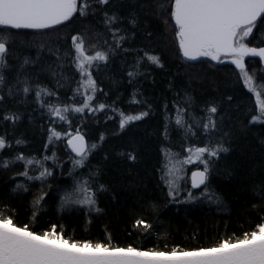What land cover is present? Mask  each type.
Listing matches in <instances>:
<instances>
[{"label": "trees", "instance_id": "16d2710c", "mask_svg": "<svg viewBox=\"0 0 264 264\" xmlns=\"http://www.w3.org/2000/svg\"><path fill=\"white\" fill-rule=\"evenodd\" d=\"M171 3L109 0L101 5L91 0L87 15L77 13L55 28L0 29L9 46L0 64V137L7 143L0 150V212L18 226L43 233L55 225L71 241L105 243L110 238L121 247L170 251L214 246L264 222V123L250 122L258 114L255 95L228 64L181 60ZM105 13L115 15L116 22L106 24ZM73 35L84 37L88 53L106 52L108 60L90 69L97 88L91 102L95 110L70 112L60 121L50 106L83 102ZM246 42L264 46V18ZM145 53L157 55L162 66ZM246 65L256 83H264L259 61L247 59ZM25 87L30 91L25 93ZM39 88L54 95L37 98ZM212 106L216 127L206 131ZM178 109L185 111L182 125L176 123ZM120 112L148 114L121 130ZM53 128L62 136L49 142ZM77 130L97 145L83 166L74 165L79 157L65 145L64 134ZM219 144L228 151L209 160L207 192L204 185L192 188V167H182L170 195L165 152L180 161L187 147ZM19 155L25 159L17 160ZM28 159L34 162L29 165ZM45 169L49 174L35 179ZM25 171L27 177L20 174ZM85 181L96 193V204L66 202V193ZM137 220L151 227L136 226Z\"/></svg>", "mask_w": 264, "mask_h": 264}, {"label": "snow or ice", "instance_id": "6c2138e0", "mask_svg": "<svg viewBox=\"0 0 264 264\" xmlns=\"http://www.w3.org/2000/svg\"><path fill=\"white\" fill-rule=\"evenodd\" d=\"M96 2L106 5L109 0H96ZM90 9L91 0H0V29H51L69 21L77 13L81 16L87 15ZM105 16L106 24L111 25L117 20L115 15L108 16L105 13ZM170 16L174 21L175 36L183 57L188 60L209 57L213 61H220L221 56L232 58L231 63L239 69L244 85L256 98L259 115L253 116L250 122L264 123V83H256L254 74H249L244 62V58L249 55L264 60V47H249L244 43L256 27L257 20L264 18V0H174ZM4 35L0 32V64L4 63L9 51ZM113 35L116 38V33ZM123 39V36L119 37L117 46ZM71 40L75 50V67L82 78L77 92L83 88L86 95L82 106L79 107L50 106L51 114L60 121L68 119L66 114L69 111L83 113L85 109L95 110L91 108V102L94 100L97 88L90 69L94 66V62L108 60L107 53L103 51H96L94 55H89L84 37L73 35ZM145 57L151 63L162 66L157 55L145 53ZM133 75L134 73L129 72V76ZM2 81L3 77L0 76V82ZM23 91L27 93L30 89L25 87ZM89 92L90 94H87ZM42 94L54 95L45 88H39L35 93L37 98H40ZM105 107L106 105L102 103L98 105L99 110ZM177 111L176 123L182 125L180 113L183 110ZM208 112L210 114L208 122L204 124L206 131L216 127L212 115L217 112V108L212 106ZM147 114V112H141L126 115L120 112V129L123 130L130 123L143 119ZM5 119H11V117H5ZM64 135L71 137L68 139V145L79 157L74 161V165L83 166L89 152L97 145H89L79 130L74 135L71 133ZM61 136V132L54 128L50 129L49 142L60 139ZM100 139L103 140V136ZM6 146L5 139L0 137V150ZM187 151L189 155L182 161H174L172 154L165 152L168 161L165 164L167 170L165 175L169 177L166 182L170 188V195L176 179L180 178L177 173L182 170V165L194 162H199L204 167L203 170L192 172V187L198 188L204 185L207 192L209 160L218 158L220 153L227 152L228 149L219 144L213 147L208 145L190 147ZM129 158L134 160L135 156L130 155ZM16 159L24 160L25 157L19 155ZM33 162L31 159L26 161L29 165ZM178 164L181 167H177ZM4 166H7V162ZM20 174L28 176L27 171ZM46 174H49L47 169L35 179H40ZM28 178L33 179V177ZM18 187L22 186L18 185ZM100 187L103 189V185ZM95 196V191L85 181L73 193H66L64 200L91 207L96 204ZM189 198H192L191 193ZM36 203H39V199ZM140 225L146 229L151 227L143 220H137L136 226ZM0 264H264V222L240 237L226 238L210 247L192 250L172 248L170 251H145L132 245L126 247L113 245L110 238L109 242L105 243L71 241L66 239L62 232L58 233L55 225L49 231L37 233L27 224L18 226L11 216H5L0 212Z\"/></svg>", "mask_w": 264, "mask_h": 264}, {"label": "water", "instance_id": "95a60500", "mask_svg": "<svg viewBox=\"0 0 264 264\" xmlns=\"http://www.w3.org/2000/svg\"><path fill=\"white\" fill-rule=\"evenodd\" d=\"M174 3V0H172V3H171V6H172V4ZM170 18H171V16H170ZM259 20V19H258ZM257 20V21H258ZM171 22H172V24H173V26H174V21L171 19ZM256 24H257V22H256ZM174 28H175V26H174ZM255 28V27H254ZM13 30H15V29H13ZM20 30H32V29H20ZM44 30H46V29H44ZM254 30V29H253ZM32 31H41V30H32ZM175 31H176V29H175ZM250 37V36H249ZM248 37V38H249ZM174 38H175V42H176V46H177V49H178V53H179V56H180V58H181V60L182 61H184V62H188V63H194V62H197V61H200V60H206V61H209L211 64H213V65H225V64H228V65H230V66H232L236 71H239V69L234 65V64H232L231 63V57L230 56H221V58H220V61H213V60H211L209 57H199L198 59H196V60H188L187 58H185V57H183V55H182V53H181V51H180V49H179V44H178V41H177V39H176V36H175V33H174ZM248 38H246L245 39V41H244V43H246L247 44V40H248ZM248 46L249 47H264V46H253V45H249L248 44ZM257 59L258 61H259V63H260V67H261V69L262 70H264V60H262L260 57H255V56H251V55H249V56H246L245 58H244V62H245V67H246V69H247V65H246V60L247 59ZM240 72V71H239ZM80 132V131H79ZM76 132H74V133H71L72 135H74ZM84 137H85V135L82 133V132H80ZM71 137L70 136H68L67 138H66V140H65V145H66V147H67V149H68V151L70 152V154L72 155V156H76V154L72 151V149H71V147L68 145V139H70ZM85 140H86V142L88 143V141H87V139H86V137H85ZM77 157V156H76ZM197 170H203V169H200V168H195V169H193L191 172H190V174H189V182H190V184H191V186H192V182H191V175H192V172H194V171H197ZM203 185H201L200 187H198V188H194V189H199V188H201ZM193 188V187H192Z\"/></svg>", "mask_w": 264, "mask_h": 264}, {"label": "rangeland", "instance_id": "374dc122", "mask_svg": "<svg viewBox=\"0 0 264 264\" xmlns=\"http://www.w3.org/2000/svg\"><path fill=\"white\" fill-rule=\"evenodd\" d=\"M89 55H94L95 53H93V54H90V53H88ZM75 61V60H74ZM264 71V70H263ZM79 72V71H78ZM240 73V72H239ZM80 74V73H79ZM81 74H80V82H81ZM80 92H81V97H83V101H84V99H85V95H86V93L84 92V89L83 88H80ZM87 94H90V92L89 93H87ZM83 103V102H82ZM257 104V103H256ZM80 106H82V105H80ZM79 107V106H78ZM183 111H182V116H184L185 115V111H184V109H182ZM84 111H91L90 109H85ZM70 112H72L74 115H76V113L77 112H74V111H69L68 113H70ZM84 113V112H83ZM83 113H78L77 115H82ZM257 115H259V111H258V107H257ZM53 116V115H52ZM54 117V116H53ZM54 119H58V118H56V117H54ZM80 120V119H79ZM69 135H67L66 137H65V140H66V138L68 137ZM53 140H57V139H53ZM88 144L89 145H91L89 142H88ZM188 148H190V147H187L186 148V152H185V154H184V156H182L181 158H180V161H182V160H184L188 155H189V153H188V151H187V149ZM182 167H183V169H187V168H189V167H192V169L189 171V173H188V178H189V174H190V172L193 170V169H195V168H200V169H203V164H200L199 162H194V163H191V164H184V165H182Z\"/></svg>", "mask_w": 264, "mask_h": 264}]
</instances>
